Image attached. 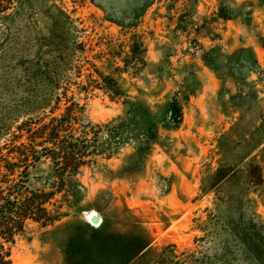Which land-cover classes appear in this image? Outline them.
<instances>
[{
    "label": "rangeland",
    "instance_id": "374dc122",
    "mask_svg": "<svg viewBox=\"0 0 264 264\" xmlns=\"http://www.w3.org/2000/svg\"><path fill=\"white\" fill-rule=\"evenodd\" d=\"M128 1L11 0L12 8L0 14V146L8 138L2 134L20 121H34L48 113L37 109L45 94L43 85L25 75L32 66L58 68L53 76L58 75L61 85L69 84L66 94L83 105L84 117L92 122L122 115V99H110L98 89L79 93L74 82H83L91 65L109 73V53L127 42L128 33L107 20L98 4L111 2L121 8ZM165 4L166 0H154L132 31L145 37L146 61H163L161 66L170 77L159 80L146 70L136 77L126 73L120 79L113 77L131 98L152 105L178 91L184 74L194 71L200 89L183 105L180 125L159 130V143L152 145L135 174L111 177L131 150L128 147L118 158L82 168L77 175L86 188L82 209L67 210V216L51 226L29 223L25 236L10 249L13 264H94L99 252L112 253V246L102 245L100 236L87 228L95 214L100 223L105 221L101 237L106 243L114 234L146 238V248L127 264H258L222 224L226 215L236 218V206L226 202L223 191L219 200L213 192H202L201 185L220 164L238 162L245 149L243 140L250 138L259 116L264 118V5L257 0H176L167 15ZM218 6L233 9L236 17L204 23ZM180 14L186 21L185 33L174 30ZM203 23L207 29L197 33ZM216 46L225 54L250 47L263 74L244 79L240 93L231 80L222 83L200 61L204 51ZM79 68L82 75L77 77ZM238 117V128L229 132ZM250 156L263 160L264 177L263 144ZM248 199L243 204L244 220L253 218L261 226L257 234L264 236V185L249 193Z\"/></svg>",
    "mask_w": 264,
    "mask_h": 264
},
{
    "label": "trees",
    "instance_id": "16d2710c",
    "mask_svg": "<svg viewBox=\"0 0 264 264\" xmlns=\"http://www.w3.org/2000/svg\"><path fill=\"white\" fill-rule=\"evenodd\" d=\"M153 1L129 0L121 8L114 7L111 2H107L106 6L98 4L107 20L116 24L121 32L128 33L127 42L117 44L109 53L112 62L106 67L109 73L91 65L92 69L87 70L84 81L74 82L79 93L98 89L110 99H122V115L105 122H92L84 117L83 105L66 94L69 84L63 86L58 75L53 76L58 73V68H28L25 75L38 80L45 89V94L37 102V109H48V113L34 121L22 120L14 130L2 134L3 138H8L0 146V264H13L10 249L18 238L25 236L29 223L39 224L40 227L51 226L67 216V210L78 212L82 209L86 188L77 177L82 168L96 167L99 160L118 158L121 150L128 147L131 150L122 156L120 168L111 177L135 174L141 171L152 145L159 143V130L176 129L180 125L183 105L200 89L194 71L184 74L178 91L165 94L163 101L152 105L137 96L131 98L127 89L113 77L116 74L120 79L123 73L136 77L143 70L155 74L159 80L170 77L169 70L161 66L163 61H146L145 37L132 31ZM175 2L166 0L167 15L174 9ZM257 3L263 6L264 0H257ZM11 8V0H0V14ZM182 16L180 14L176 18L174 30L185 33L187 25ZM234 17L236 13L233 9L218 6L212 16L204 18V23ZM204 23L200 25L203 30L198 28L197 33L207 29ZM261 47L264 48V44ZM164 55L168 58V55ZM115 60H118L117 65H113ZM200 61L222 83L231 80L239 93L243 91V80L249 75L263 74L250 47H240L230 54L222 53L218 46L212 47L200 55ZM187 66L192 65H184ZM81 75L79 68L76 76ZM138 92L141 94L140 90ZM259 119L261 121L254 127L250 138L243 140L245 149L238 162L220 164L202 181L201 190L204 193L213 192L219 200L218 195L223 191L226 202L236 206V218L226 215V218H222V224L258 264H264V236L257 234V228L261 226L251 217L244 220L243 213V204L249 201V193L264 185L263 160L256 161L250 156L252 149L258 145L263 144L264 148V118L259 116ZM240 120L238 117L229 132L238 128ZM104 222L103 219L96 227L87 225L93 236H100L102 245L112 246V253L96 254L94 264H127L146 248V238L138 235L128 237L126 234H114L106 243L108 240L101 237ZM247 230H255L256 233L249 235Z\"/></svg>",
    "mask_w": 264,
    "mask_h": 264
},
{
    "label": "water",
    "instance_id": "95a60500",
    "mask_svg": "<svg viewBox=\"0 0 264 264\" xmlns=\"http://www.w3.org/2000/svg\"><path fill=\"white\" fill-rule=\"evenodd\" d=\"M89 222L91 223V225H93V224H98V225H99V223H100V218H99V216H98L97 214L92 215V216L90 217V219H89Z\"/></svg>",
    "mask_w": 264,
    "mask_h": 264
}]
</instances>
